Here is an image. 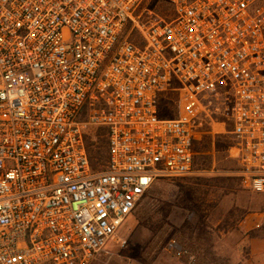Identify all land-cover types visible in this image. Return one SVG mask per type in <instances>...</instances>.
Wrapping results in <instances>:
<instances>
[{
    "label": "built area",
    "instance_id": "built-area-1",
    "mask_svg": "<svg viewBox=\"0 0 264 264\" xmlns=\"http://www.w3.org/2000/svg\"><path fill=\"white\" fill-rule=\"evenodd\" d=\"M173 91L197 111L160 118ZM212 101L264 194V0H0V264H91L156 178L191 174Z\"/></svg>",
    "mask_w": 264,
    "mask_h": 264
},
{
    "label": "rangeland",
    "instance_id": "rangeland-1",
    "mask_svg": "<svg viewBox=\"0 0 264 264\" xmlns=\"http://www.w3.org/2000/svg\"><path fill=\"white\" fill-rule=\"evenodd\" d=\"M154 13L162 18L166 15ZM150 18L158 19L155 15ZM209 109L212 120L202 113L195 119L201 123L197 128L210 123L212 135L210 141L201 144L203 154L195 159L191 174L156 178L115 239L91 264L239 263L246 253L244 237H252L255 230L264 227L262 220L260 229L246 231L245 222L246 218L260 222L255 218L264 213V194L252 193L243 186L232 150L227 106L214 112L212 101ZM224 128L226 132L215 134ZM98 131L91 128L88 138Z\"/></svg>",
    "mask_w": 264,
    "mask_h": 264
},
{
    "label": "trees",
    "instance_id": "trees-1",
    "mask_svg": "<svg viewBox=\"0 0 264 264\" xmlns=\"http://www.w3.org/2000/svg\"><path fill=\"white\" fill-rule=\"evenodd\" d=\"M167 10L165 5L156 7L155 11L164 12ZM197 111L196 105L183 93L179 91L168 92L163 94L159 99V117L160 118H181L189 113H195ZM223 131H216L215 134L219 135ZM212 135V129L210 123H203L201 127L196 128L193 135V168L195 167V159L201 156L202 147L206 141H210ZM86 150L90 162V166L93 172H102L105 168L107 159V138L106 129L99 128V131L93 138L86 139Z\"/></svg>",
    "mask_w": 264,
    "mask_h": 264
},
{
    "label": "crops",
    "instance_id": "crops-1",
    "mask_svg": "<svg viewBox=\"0 0 264 264\" xmlns=\"http://www.w3.org/2000/svg\"><path fill=\"white\" fill-rule=\"evenodd\" d=\"M259 223H253L252 220L245 219L248 228L246 231H251L253 227L255 229H260L261 221L264 223V213H260L258 216ZM249 221V223H247ZM251 225V226H250ZM254 236L249 237L246 235L244 237V242L247 244L245 254L240 259L238 264H264V227L261 230H255Z\"/></svg>",
    "mask_w": 264,
    "mask_h": 264
}]
</instances>
